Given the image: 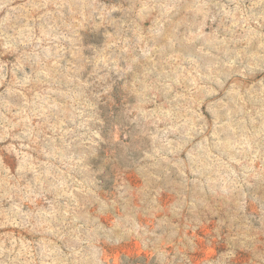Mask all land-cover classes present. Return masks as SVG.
<instances>
[{"label": "rangeland", "instance_id": "374dc122", "mask_svg": "<svg viewBox=\"0 0 264 264\" xmlns=\"http://www.w3.org/2000/svg\"><path fill=\"white\" fill-rule=\"evenodd\" d=\"M0 264H264V0H0Z\"/></svg>", "mask_w": 264, "mask_h": 264}]
</instances>
